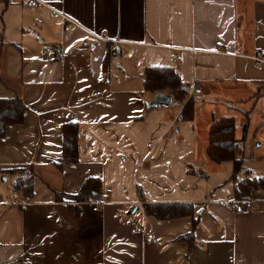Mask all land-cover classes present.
<instances>
[{
  "label": "crops",
  "instance_id": "crops-1",
  "mask_svg": "<svg viewBox=\"0 0 264 264\" xmlns=\"http://www.w3.org/2000/svg\"><path fill=\"white\" fill-rule=\"evenodd\" d=\"M44 2L0 0V97L25 106L0 135V264H264V184L235 195L248 174L264 181V66L250 58L264 50V0ZM153 65L180 76L169 104H148ZM225 116L236 170L208 153ZM66 121L80 128L74 162L62 161ZM88 178L98 192L76 199ZM156 202L189 210L147 213Z\"/></svg>",
  "mask_w": 264,
  "mask_h": 264
},
{
  "label": "trees",
  "instance_id": "trees-1",
  "mask_svg": "<svg viewBox=\"0 0 264 264\" xmlns=\"http://www.w3.org/2000/svg\"><path fill=\"white\" fill-rule=\"evenodd\" d=\"M106 57V56H105ZM106 62V58L105 61ZM145 89L149 91H163L167 88H173L175 94L182 95L184 89L180 86V76L178 72L169 65L146 66L143 79ZM25 106L18 96L5 98L0 97V135H3L8 124L19 122L22 119ZM235 124L231 117H221L214 119L209 128L208 153L215 160L232 158L235 170L241 165L242 149L234 140ZM80 128L76 122L66 121L62 126V161L74 162L77 160V141ZM21 174L25 169L13 168ZM28 169V168H27ZM31 174L29 173V178ZM24 178V177H22ZM18 178L15 191H20L26 198L31 193L30 182L26 183ZM264 181L261 177L250 174L240 178L235 182V195L245 197L251 189L262 186ZM21 185V186H18ZM99 180L96 178L86 179L79 191L74 195L76 199H84L93 193L98 192ZM147 213H153L158 217H171L185 213L189 209L183 203H146Z\"/></svg>",
  "mask_w": 264,
  "mask_h": 264
},
{
  "label": "built area",
  "instance_id": "built-area-1",
  "mask_svg": "<svg viewBox=\"0 0 264 264\" xmlns=\"http://www.w3.org/2000/svg\"><path fill=\"white\" fill-rule=\"evenodd\" d=\"M27 2L31 6H36L39 4H46L44 2V0H27ZM61 17H62L63 21H66V23L64 24V29H69L71 26V23L73 21L68 16H66L65 14H61ZM64 54L65 53L63 52V50H58L55 58L59 61H63L64 57H65ZM250 58L252 60L253 65L256 68H262L264 66V50L263 49H259V48L255 49L254 52L250 55ZM190 91L191 92H200L201 87H200L199 83L198 82L193 83L190 87ZM170 95L173 96L172 93ZM138 193H136V201H137V204L139 205V207L141 208V214H140V216H135L132 214L129 217V223H130L134 232H142L144 230V225H145L144 224V214L142 211L143 210L142 204H143L144 200H143L142 195H141V190H139ZM92 208L94 210H96L98 208L96 203L92 205Z\"/></svg>",
  "mask_w": 264,
  "mask_h": 264
},
{
  "label": "water",
  "instance_id": "water-1",
  "mask_svg": "<svg viewBox=\"0 0 264 264\" xmlns=\"http://www.w3.org/2000/svg\"><path fill=\"white\" fill-rule=\"evenodd\" d=\"M171 102V96L165 92H155L154 98L148 101V104L154 105L157 103L169 104Z\"/></svg>",
  "mask_w": 264,
  "mask_h": 264
}]
</instances>
